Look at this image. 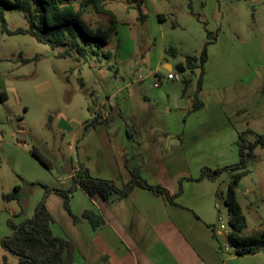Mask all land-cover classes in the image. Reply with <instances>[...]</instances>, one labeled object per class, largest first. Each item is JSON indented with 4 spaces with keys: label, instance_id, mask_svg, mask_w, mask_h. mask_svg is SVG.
Here are the masks:
<instances>
[{
    "label": "rangeland",
    "instance_id": "rangeland-1",
    "mask_svg": "<svg viewBox=\"0 0 264 264\" xmlns=\"http://www.w3.org/2000/svg\"><path fill=\"white\" fill-rule=\"evenodd\" d=\"M137 1L106 0L108 9L117 19L115 32L102 47L111 52L109 60L85 62L77 60L75 55L59 57L58 52L63 48L52 49L30 34L0 32V93L6 96L4 101L0 100V233L9 236L12 231L7 225L8 219L15 224L30 219L37 206L44 202L54 218L50 225L52 232L76 238L74 243L79 250L81 245L89 249L92 245L90 240L85 238L79 224L72 223L73 218L66 212L64 199L57 190H71L72 210L77 213L81 202L89 198L83 189L74 190V170L79 165H86L95 176L114 175L115 167L108 164V160L112 162L122 158L114 137L119 127L131 125L126 118H120V121V114L145 111L156 117L154 122H163L165 105L158 99L157 89L153 86L156 79L154 67L160 61L168 60L176 71V66L184 63V55L199 54L207 41L206 31L211 33V37L217 35L211 50L215 55L220 50L219 37H223L224 43L254 47L260 55V67L245 88L240 87L238 80L230 88L219 89L221 104L211 103L204 110L207 118L216 120L215 124L214 121L209 124L222 123L224 127L233 124L241 129L249 126L253 133L264 135V0H156L163 7L164 22L157 19L155 9L159 5L155 0H146L148 14L143 21L138 20ZM184 2L191 4V22L173 30L174 10L182 8ZM6 17L9 29L29 26L20 11L8 10ZM83 17L91 28L106 26L109 22V15L103 13L87 11ZM140 22L141 45L136 33ZM194 41H197L196 45ZM179 45L190 52L185 54L179 50L180 56L176 59L164 52L170 46L177 48ZM160 53L164 58L159 57ZM159 66V71L166 75L165 67L160 63ZM176 74L180 80L171 83L169 88L173 100L179 99L180 88H185V94L192 97L197 88L199 70L194 74L188 70L176 71ZM162 84L167 85L164 78ZM239 88L243 90L237 92ZM213 92L207 90L205 93L210 95ZM247 93H250L249 100L245 99ZM145 96L149 98L145 99ZM103 104L115 122L107 126L102 124L95 130H90L91 127L90 131L85 130L83 125ZM236 104L240 107L247 105V109L238 111ZM19 134L25 137H19ZM254 138L253 134L247 135L249 141ZM189 139L193 141L195 137ZM34 146L47 160L48 168L32 155ZM233 146L223 155H190L192 159H207L209 164L204 166L207 168L213 169V159L217 160V157L223 163L219 167L231 166L239 161L238 145ZM173 150L171 154L177 153ZM252 154L248 160V173L236 188L237 201L247 218L244 234L264 229V147L258 145ZM192 166L186 168L181 165L180 170L187 178H198L201 169H193ZM230 180L229 174L223 173L215 185L220 218L216 228L222 225L223 229L220 235L217 234L214 245L221 264H263L264 252L258 257L247 255L238 258L228 245L230 228L225 199ZM15 185L20 187V203L7 202L2 195L12 192ZM259 225L261 227L258 228ZM81 237L85 239L82 242L79 241ZM87 264H97V261L88 259Z\"/></svg>",
    "mask_w": 264,
    "mask_h": 264
},
{
    "label": "crops",
    "instance_id": "crops-1",
    "mask_svg": "<svg viewBox=\"0 0 264 264\" xmlns=\"http://www.w3.org/2000/svg\"><path fill=\"white\" fill-rule=\"evenodd\" d=\"M155 3L160 4L156 0ZM187 3H183V11L190 23L191 4L187 5ZM141 8L146 16L148 14L146 0H143ZM157 8L155 9L157 19L159 22H164L166 16L162 12L163 7L159 5ZM178 10L180 7L174 10L172 16L173 30L184 27L178 23V26L173 25L174 21L177 22ZM216 36L207 50L208 59L204 69L203 88L199 93L203 101L202 107L197 110L191 109L192 97L185 94V88L179 89L178 96L179 99L184 97L185 106L178 105V98L173 100L169 88L171 83L180 80V76L178 75L179 79L176 80H167L166 75L159 71V63L165 67L167 73H176V71H173V64L168 60L160 61L154 67L155 75L164 78L167 85H163L161 80L158 86H155V82L153 86L157 89L158 99L165 105L162 110L163 122H154L156 117L145 111H136L130 115L120 114L119 120L126 118L131 125L126 128L119 127L114 137L118 143V154L122 156L112 162L108 160V164L111 163L110 165L115 167L114 175L95 176L86 165H79L74 170L77 173L80 167H85L92 176L110 180L121 188L130 181L131 170L137 169L148 184L160 185L170 195L178 193L180 188V193L174 197L173 202H170L161 194L136 185L125 197L116 199L110 204L99 195L90 197L85 193L89 199L81 202L77 213L72 210L73 196L70 194L69 207L73 215L81 216L83 211L94 208L104 218V222L94 229L84 218L76 222L72 221L73 224L77 223L82 227L85 238L92 244V248L89 247L91 250L82 245V249L79 250L74 243L76 238L65 237L75 247L74 264H87L88 259L97 261V264H221L214 245L215 238L212 230V226H216L219 218L215 197L217 179L194 180L192 176V179H189L185 173H182L180 167L183 165L188 168L193 165V169H201L209 164L206 162L207 159H200V157L192 159L190 154L223 155L226 150L234 147L233 145L237 147L239 132L249 130V126L241 129L233 124L226 127L222 126V123L211 125L209 123L214 120L207 118L204 110L211 103L221 104L218 96L221 87L230 88L239 80L240 87L245 88L260 67V55L254 47L244 48L237 43L227 41L224 43L223 37L218 38L221 45L215 55L211 50L212 44L217 41ZM194 44L196 45L197 41H194ZM176 50L185 54L190 52L185 51L180 45ZM179 56L180 54L171 57L176 59ZM159 57L164 58L163 53H160ZM182 64L176 67H185ZM242 88H239L237 92L243 90ZM207 90H214V92L207 95L205 93ZM147 98L149 97L145 96V99ZM245 99H250V93L245 95ZM104 105L98 108V112L93 113L91 119L98 117L99 123L89 127L90 130H95L102 124L107 126L115 122L110 113L104 109ZM236 107L242 112L247 109V105L240 107L236 104ZM215 122L216 120L214 124ZM191 137L195 139L192 141L189 139ZM173 149L177 153L171 154ZM213 163L212 168L223 164L219 157L217 160L213 159ZM117 182H120V185ZM77 188L82 190L74 184V190ZM216 230L220 235L221 229L216 228ZM263 230L260 229L259 232ZM5 236L8 237L6 233H0V240ZM83 240H85L84 237L79 238L80 242ZM259 255L261 253L250 256L258 257ZM5 256L10 262L16 261L0 242V263Z\"/></svg>",
    "mask_w": 264,
    "mask_h": 264
},
{
    "label": "trees",
    "instance_id": "trees-1",
    "mask_svg": "<svg viewBox=\"0 0 264 264\" xmlns=\"http://www.w3.org/2000/svg\"><path fill=\"white\" fill-rule=\"evenodd\" d=\"M0 0V32L7 34H30L37 41L49 44L52 49L63 48L58 52L59 57L75 55L79 61L89 62L92 59L103 61L112 57L111 52L103 50L117 25L115 15L108 9L106 0ZM143 0H138L139 16L138 20L143 21L146 16L141 11ZM16 10L22 12L28 22L26 28H8L6 12ZM90 11L97 14L103 13L109 15V22L106 26L91 28L90 23L83 17L84 13ZM173 25L178 26L174 21ZM207 41L203 44L198 55H184L185 71L191 74L199 70L197 88L192 96V110H197L203 106L200 98V90L203 88V75L205 64L208 59V46L214 40L211 33L206 31ZM165 53L171 56H177L180 53L174 47L165 49ZM186 87V86H185ZM185 90V89H184ZM1 101L6 96L0 93ZM97 118L91 119L84 125L88 129L98 124ZM248 134L255 136L253 141L247 139ZM238 145L239 161L231 166L216 168H201V174L194 180L210 179L215 180L223 173H228L230 183L227 185V196L225 199L226 207L229 214V228L227 234L228 245L233 249V253L238 257L253 255L264 252V230L244 234L247 224V218L243 214L240 204L236 198V188L239 186L241 179L248 173L247 165L249 158L253 155L252 151L260 145L264 147V135L255 134L251 130L239 132L236 141ZM33 156L40 162L49 167L47 160L40 153L39 149L34 146L31 150ZM131 179L123 187L119 188L110 180L92 176L85 167H80L73 178V185L77 184L85 193L93 197L101 196L108 204L116 199L125 197L134 186H142L156 194H161L168 201L173 202L175 196L180 193L170 195V193L160 185L148 184L140 176L137 169L130 172ZM192 179V178H189ZM70 191L57 190V193L63 197V206L66 212L76 222L84 218L94 229L104 222L103 216L94 208L82 212L81 216L72 214L69 201ZM7 202L16 201L20 203V187L15 185L13 191L2 195ZM53 216L47 210L45 203L41 202L35 214L30 219H24L19 224H15L11 219L7 220V225L13 232L8 237H2L0 242L6 251L13 255L15 262H10L6 256L3 257L0 264H74L75 247L70 240L64 236L54 234L50 228L53 222ZM213 236L217 239L216 226H212ZM219 250L220 247H219Z\"/></svg>",
    "mask_w": 264,
    "mask_h": 264
},
{
    "label": "water",
    "instance_id": "water-1",
    "mask_svg": "<svg viewBox=\"0 0 264 264\" xmlns=\"http://www.w3.org/2000/svg\"><path fill=\"white\" fill-rule=\"evenodd\" d=\"M169 1V0H167ZM184 8H180V10H178V13H177V23L180 25V26H185L189 23V18L186 16V14L184 13ZM141 28H142V22H140L138 24V27L136 28V33H137V38H138V43L141 45L143 44V41H142V35H141ZM184 68L185 67H176V71L178 73H182L184 71ZM0 100H1V97H0ZM178 105L179 106H185V99L184 97H181L179 99V102H178ZM19 137H25L24 134H19ZM13 234V232H12Z\"/></svg>",
    "mask_w": 264,
    "mask_h": 264
},
{
    "label": "built area",
    "instance_id": "built-area-1",
    "mask_svg": "<svg viewBox=\"0 0 264 264\" xmlns=\"http://www.w3.org/2000/svg\"><path fill=\"white\" fill-rule=\"evenodd\" d=\"M165 78L167 80H176V79H179V76L176 73L168 72L166 74ZM161 80H162V77L159 76V75H157L156 76V79H155V86H158L160 84ZM219 220H220V218H219ZM220 229H223V226L222 225H220Z\"/></svg>",
    "mask_w": 264,
    "mask_h": 264
}]
</instances>
